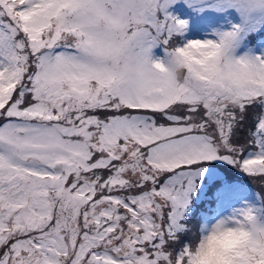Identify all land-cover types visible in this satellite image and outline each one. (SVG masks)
<instances>
[{"label":"snow or ice","instance_id":"1","mask_svg":"<svg viewBox=\"0 0 264 264\" xmlns=\"http://www.w3.org/2000/svg\"><path fill=\"white\" fill-rule=\"evenodd\" d=\"M176 2L0 0V264H195L205 163L264 178V0Z\"/></svg>","mask_w":264,"mask_h":264},{"label":"rangeland","instance_id":"2","mask_svg":"<svg viewBox=\"0 0 264 264\" xmlns=\"http://www.w3.org/2000/svg\"><path fill=\"white\" fill-rule=\"evenodd\" d=\"M170 10L179 17L189 21V30L187 32L189 38H204L205 34L211 31L209 24L212 23L215 26L217 23V21L211 19L214 15L213 13L200 12L194 7H190L185 0H177ZM156 51L157 54H163L162 49H157ZM245 134L244 131L239 133V143L245 142ZM227 176L230 177L231 180L225 181L222 187V195L217 194V197L215 196V205L220 208L218 210L219 213L216 214L214 219L229 213L232 209L243 206L246 203L257 206L260 213H263L264 195L259 188L264 190V178L259 176H249L243 171L232 165L226 164L223 161L220 163L212 161L205 163V173L199 179V184L193 194L189 210V215L191 217H195V211L197 210V207L194 208L195 200L201 198L198 191L199 187H201L202 190L206 189V192L208 193L210 184L212 185L217 179H223ZM206 202L208 207L209 200L207 199ZM205 212L208 213L207 210H205ZM185 222L189 225L187 214Z\"/></svg>","mask_w":264,"mask_h":264},{"label":"clouds","instance_id":"3","mask_svg":"<svg viewBox=\"0 0 264 264\" xmlns=\"http://www.w3.org/2000/svg\"><path fill=\"white\" fill-rule=\"evenodd\" d=\"M255 205H243L212 221H202L194 230V238L187 240L186 258L194 259L195 264H229V258L236 251H245L249 264H261L264 261V218L260 211L254 212L256 219L249 224L236 221L247 214L248 208ZM192 232L191 226H187Z\"/></svg>","mask_w":264,"mask_h":264},{"label":"trees","instance_id":"4","mask_svg":"<svg viewBox=\"0 0 264 264\" xmlns=\"http://www.w3.org/2000/svg\"><path fill=\"white\" fill-rule=\"evenodd\" d=\"M209 162H212V161H209ZM216 162H221V161H216ZM228 177V176H227ZM198 191H199V193H200V200L198 201V202H196L195 204H194V206H198V207H200L201 209H203L204 208V206H205V203H204V198H206L207 196H209V194L206 192V189H204V190H202V189H198ZM209 200H210V202H211V200H212V197H209ZM214 201V200H213ZM202 211V210H201ZM201 211L199 212V211H195V214L196 215H198L197 216V218H195L194 219V217H191L190 215H189V211H187V215H188V220H189V225L192 227V229H193V231L192 232H188L184 237V239L187 241V240H190V239H193L194 238V230H195V228L196 227H198L199 225H200V223L202 222V221H205L206 219H205V216L201 213ZM263 213H264V211H263ZM263 213L261 212V216H262V218H264V215H263Z\"/></svg>","mask_w":264,"mask_h":264},{"label":"bare ground","instance_id":"5","mask_svg":"<svg viewBox=\"0 0 264 264\" xmlns=\"http://www.w3.org/2000/svg\"><path fill=\"white\" fill-rule=\"evenodd\" d=\"M217 197V195H215ZM215 196L213 197L214 203H215Z\"/></svg>","mask_w":264,"mask_h":264}]
</instances>
